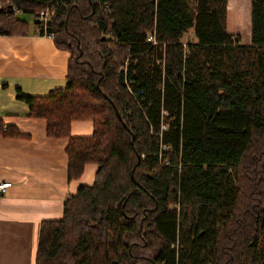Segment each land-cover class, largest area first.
Returning <instances> with one entry per match:
<instances>
[{
  "label": "trees",
  "instance_id": "trees-1",
  "mask_svg": "<svg viewBox=\"0 0 264 264\" xmlns=\"http://www.w3.org/2000/svg\"><path fill=\"white\" fill-rule=\"evenodd\" d=\"M250 1L244 46L228 0H196L195 14L187 0H0V36L54 9L69 84L18 99L67 141L68 181L97 166L63 218L41 223L35 264H264V0ZM73 121L92 136L72 137ZM0 134L21 136L1 120Z\"/></svg>",
  "mask_w": 264,
  "mask_h": 264
},
{
  "label": "crops",
  "instance_id": "crops-1",
  "mask_svg": "<svg viewBox=\"0 0 264 264\" xmlns=\"http://www.w3.org/2000/svg\"><path fill=\"white\" fill-rule=\"evenodd\" d=\"M243 1L228 0L226 25H234L235 33H228L234 41L248 46L250 8L244 12ZM231 9L236 16L230 20ZM30 26L27 36H0V120L21 135L0 134V183H11L0 198V264H35L41 223L60 221L64 202L79 187L91 186L97 170L86 165L80 179L68 181L67 141L47 137L46 122L30 118L28 105L18 99L47 97L69 84L70 53ZM70 132L91 137L93 124L73 121Z\"/></svg>",
  "mask_w": 264,
  "mask_h": 264
},
{
  "label": "built area",
  "instance_id": "built-area-1",
  "mask_svg": "<svg viewBox=\"0 0 264 264\" xmlns=\"http://www.w3.org/2000/svg\"><path fill=\"white\" fill-rule=\"evenodd\" d=\"M103 10L105 14H110L111 12L109 5H105ZM53 17H54L53 8H47L46 10L38 14L37 21H36L37 27L35 31L37 35L47 37L51 40H55L56 35L54 32V28H53ZM146 42L150 44L151 46L157 45L154 31L147 33ZM120 71L126 72V68L122 67ZM161 114H162L163 119L168 116L165 111H162ZM167 129H168L167 124L163 122L161 125V133L166 132ZM160 150H161V153L168 152L170 151V147L166 145H161ZM161 153L159 155L160 158L162 157ZM163 164L168 165L169 164L168 160H165ZM10 187H11L10 182L0 183V198L3 196V194H5L6 190L9 189Z\"/></svg>",
  "mask_w": 264,
  "mask_h": 264
},
{
  "label": "rangeland",
  "instance_id": "rangeland-1",
  "mask_svg": "<svg viewBox=\"0 0 264 264\" xmlns=\"http://www.w3.org/2000/svg\"><path fill=\"white\" fill-rule=\"evenodd\" d=\"M187 3L189 5V9H190L191 13L195 14L196 13V6H197L196 0H187ZM242 4L244 6V12H245L246 11V7H248V9L250 8L251 1L250 0H244ZM227 17H226V24H227ZM20 18L25 20V21H27L30 24H32L34 22V18L31 15H28V14L21 15ZM242 20H247V16H246V14L244 16V13H242ZM231 27H234V25H232V24L226 25L227 33H235L236 30L232 29ZM181 42L184 45L191 44V43H196V38L194 36V33H193L192 29H189V30H187L185 32V34L182 36Z\"/></svg>",
  "mask_w": 264,
  "mask_h": 264
}]
</instances>
